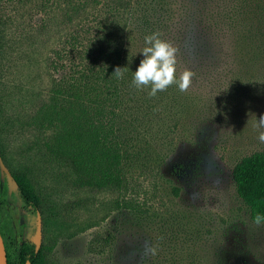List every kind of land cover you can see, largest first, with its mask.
<instances>
[{"label":"trees","instance_id":"obj_1","mask_svg":"<svg viewBox=\"0 0 264 264\" xmlns=\"http://www.w3.org/2000/svg\"><path fill=\"white\" fill-rule=\"evenodd\" d=\"M27 1L41 19L22 28V41L28 54H37L47 81L44 90L16 93L32 110L21 125L36 133L44 155L28 169L12 167L1 144L0 156L22 205L40 216L41 243L36 251L23 241L17 259L6 242L4 248L7 264H58L52 251L59 240L100 227L114 212L149 210L131 193L130 169L139 161L151 166L152 124L168 118L184 134L203 115L206 104L199 107V97L175 84L154 97L150 86L133 85L145 36L159 32L177 49V76L221 72L231 86H264V0L18 2ZM117 67L126 68L122 78ZM231 179L254 223L264 215V152L237 161ZM4 185L7 190L5 177Z\"/></svg>","mask_w":264,"mask_h":264},{"label":"rangeland","instance_id":"obj_2","mask_svg":"<svg viewBox=\"0 0 264 264\" xmlns=\"http://www.w3.org/2000/svg\"><path fill=\"white\" fill-rule=\"evenodd\" d=\"M18 1L0 0L5 37L0 49V144L12 167L28 169L44 150L36 133L21 125L32 110L23 107L16 92L44 90L47 75L37 54L25 50L21 36L22 28L38 25L41 16L33 4ZM191 72L187 92L199 97V107L206 104L200 121L184 134L168 118L163 126L154 122L147 138L153 165L139 161L130 169L131 193L149 210L114 212L100 227L59 240L52 251L56 263L264 264V222L258 226L250 220L231 179L237 161L264 152L257 130L264 116V86H231V77L221 72ZM36 223L37 213L22 205L14 186L6 190L0 175V234L14 259L23 241L33 243Z\"/></svg>","mask_w":264,"mask_h":264},{"label":"clouds","instance_id":"obj_3","mask_svg":"<svg viewBox=\"0 0 264 264\" xmlns=\"http://www.w3.org/2000/svg\"><path fill=\"white\" fill-rule=\"evenodd\" d=\"M145 47L142 50L141 60L134 73L133 85L137 89L151 88L150 96H156L160 91H166L170 86L177 85L181 92H186L192 84L193 73L184 71L177 76V49L173 44L161 38V33L154 32L145 36ZM126 68L117 67L115 75L122 78ZM264 116L258 119V140L264 143ZM264 215L257 214L254 223L260 225Z\"/></svg>","mask_w":264,"mask_h":264},{"label":"water","instance_id":"obj_4","mask_svg":"<svg viewBox=\"0 0 264 264\" xmlns=\"http://www.w3.org/2000/svg\"><path fill=\"white\" fill-rule=\"evenodd\" d=\"M0 175L4 176L6 178L7 185H8L9 189L12 186L16 187V182L14 181L11 173L9 172L7 167L5 166L1 156H0ZM32 242L35 245L36 251H37L39 246H40V242H41V220H40V216L38 213H37L36 229H35V233L33 235ZM0 264H7L6 252H5V248H4V244H3L1 234H0Z\"/></svg>","mask_w":264,"mask_h":264},{"label":"flooded vegetation","instance_id":"obj_5","mask_svg":"<svg viewBox=\"0 0 264 264\" xmlns=\"http://www.w3.org/2000/svg\"><path fill=\"white\" fill-rule=\"evenodd\" d=\"M41 243V242H40Z\"/></svg>","mask_w":264,"mask_h":264}]
</instances>
